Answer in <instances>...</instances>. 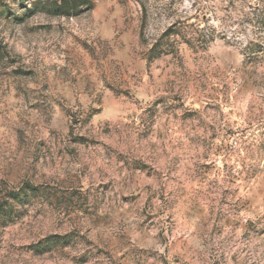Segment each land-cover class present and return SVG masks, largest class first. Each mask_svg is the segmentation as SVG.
<instances>
[{"label": "rangeland", "instance_id": "obj_1", "mask_svg": "<svg viewBox=\"0 0 264 264\" xmlns=\"http://www.w3.org/2000/svg\"><path fill=\"white\" fill-rule=\"evenodd\" d=\"M55 1L0 0V264H264V0Z\"/></svg>", "mask_w": 264, "mask_h": 264}, {"label": "trees", "instance_id": "obj_2", "mask_svg": "<svg viewBox=\"0 0 264 264\" xmlns=\"http://www.w3.org/2000/svg\"><path fill=\"white\" fill-rule=\"evenodd\" d=\"M93 0H56L52 8L57 12L58 15L74 16L81 12L85 7L92 6ZM28 10H32L28 8ZM155 50V49H153ZM16 195H20L16 192ZM60 237L57 240L46 239L45 241H50L51 244L59 242Z\"/></svg>", "mask_w": 264, "mask_h": 264}]
</instances>
